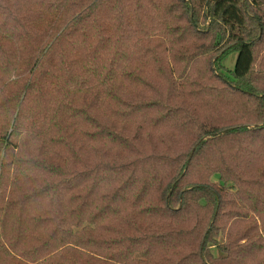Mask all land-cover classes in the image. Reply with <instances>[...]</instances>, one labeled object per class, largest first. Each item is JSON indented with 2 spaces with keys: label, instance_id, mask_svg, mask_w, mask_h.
Here are the masks:
<instances>
[{
  "label": "trees",
  "instance_id": "1",
  "mask_svg": "<svg viewBox=\"0 0 264 264\" xmlns=\"http://www.w3.org/2000/svg\"><path fill=\"white\" fill-rule=\"evenodd\" d=\"M0 264H264V0H0Z\"/></svg>",
  "mask_w": 264,
  "mask_h": 264
},
{
  "label": "rangeland",
  "instance_id": "2",
  "mask_svg": "<svg viewBox=\"0 0 264 264\" xmlns=\"http://www.w3.org/2000/svg\"><path fill=\"white\" fill-rule=\"evenodd\" d=\"M236 59L237 54H232L223 62V64L227 69L232 70L235 65Z\"/></svg>",
  "mask_w": 264,
  "mask_h": 264
}]
</instances>
